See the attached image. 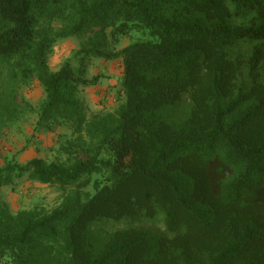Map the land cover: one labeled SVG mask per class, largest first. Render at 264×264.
<instances>
[{
    "label": "trees",
    "instance_id": "trees-1",
    "mask_svg": "<svg viewBox=\"0 0 264 264\" xmlns=\"http://www.w3.org/2000/svg\"><path fill=\"white\" fill-rule=\"evenodd\" d=\"M134 32L151 41L117 51ZM71 38L78 68L52 71ZM94 59L122 60L114 112L81 96ZM35 82L38 129L70 134L54 161L0 168V264H264V0H0V144ZM24 176L60 204L14 213ZM159 216L170 236L94 231Z\"/></svg>",
    "mask_w": 264,
    "mask_h": 264
},
{
    "label": "rangeland",
    "instance_id": "rangeland-1",
    "mask_svg": "<svg viewBox=\"0 0 264 264\" xmlns=\"http://www.w3.org/2000/svg\"><path fill=\"white\" fill-rule=\"evenodd\" d=\"M138 41H151V38L144 33L134 32L122 36L115 49L121 51ZM80 50L81 40L78 38L59 41L54 46L50 56V69L54 72L59 71L66 62H70L75 69L78 68ZM95 77L99 78L98 83L95 86L85 88L81 94L89 108L90 115L98 112H114L124 101L122 60L94 59L88 70V78ZM22 96L31 108L20 121L5 131L0 144V168H3L12 159L20 164H26L35 158L54 161L60 156V141L63 140L61 138L68 137L70 134L66 130L48 133L38 129L40 105L45 99L44 90L39 83L35 82L24 88ZM87 190L93 192L92 188ZM3 197L11 210L17 213L37 206L52 209L60 204L63 193L57 187L41 185L30 181L24 176L15 185L4 188ZM130 227L142 228L159 235L170 236L162 216L153 220L99 223L94 227V231L101 234Z\"/></svg>",
    "mask_w": 264,
    "mask_h": 264
}]
</instances>
